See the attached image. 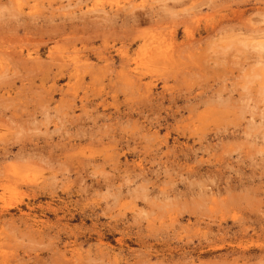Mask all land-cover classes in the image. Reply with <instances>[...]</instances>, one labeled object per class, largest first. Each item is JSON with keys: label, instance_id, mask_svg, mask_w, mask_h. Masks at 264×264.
<instances>
[{"label": "rangeland", "instance_id": "1", "mask_svg": "<svg viewBox=\"0 0 264 264\" xmlns=\"http://www.w3.org/2000/svg\"><path fill=\"white\" fill-rule=\"evenodd\" d=\"M4 57L0 264H264V0H0Z\"/></svg>", "mask_w": 264, "mask_h": 264}, {"label": "bare ground", "instance_id": "2", "mask_svg": "<svg viewBox=\"0 0 264 264\" xmlns=\"http://www.w3.org/2000/svg\"><path fill=\"white\" fill-rule=\"evenodd\" d=\"M141 1H142V0H141ZM144 1H145V0H144ZM190 1H191V0H190ZM192 1H193V0H192ZM143 4H145V3L143 2ZM143 4H142V5H143ZM184 4H185V3H184ZM194 4H195V3H194ZM35 5H36V4H35ZM187 5H188V4H187ZM132 6H133V5H132ZM132 6H131V7H132ZM194 6H195V5H194ZM133 7H134V6H133ZM172 7H173V6H172ZM188 8H189V7H188ZM32 9H33V8H32ZM190 9H192V8H190ZM21 10H22V9H21ZM29 10H30V9H29ZM192 10H194V7H193ZM129 11H130V10H129ZM133 11H134V10H133ZM190 11H191V10H190ZM34 12H35V11H34ZM37 12H38V11H37ZM130 12H131V11H130ZM148 12H149V11H148ZM186 12H187V11H186ZM193 12H194V11H193ZM23 13H24V12H23ZM27 13H29V12H27ZM146 13H147V12H146ZM189 13H190V12H189ZM189 13H188V14H189ZM191 13H192V12H191ZM194 13H195V12H194ZM30 14H31V13H30ZM174 14H175V13H174ZM176 14H178V13H176ZM179 14H180V13H179ZM179 14H178V15H179ZM31 15H32V14H31ZM149 15H150V14H149ZM152 15H153V14H152ZM103 16H104V15H103ZM130 17H131V16H130ZM146 17H147V16H146ZM194 17H195V16H193V18H194ZM103 18H104V17H103ZM141 18H142V17H141ZM144 18H145V17H144ZM149 18H150V17H149ZM191 18H192V16H191ZM129 19H130V18H129ZM151 19L153 20V18H151ZM186 19H187V18H186ZM196 19H197V18H196ZM144 20H145V19H144ZM155 20H156V19H155V17H154V21H155ZM184 20H185V19H184ZM193 20H195V18H194ZM198 20H199V19H198ZM138 21H139V20H138V17H137L136 15H134V16H133V23L131 24V27H132L133 25H135V23H137ZM150 21H151V20H150ZM174 21H175V20H174ZM195 21H197V20H195ZM140 22H141V21H140ZM140 22H138V23H140ZM142 22H143V20H142ZM147 22H148V21H147ZM157 22H159V21L157 20ZM181 22H182V20H181ZM181 22H180V21H179V22L177 21L176 23L179 25ZM186 22H187V21H183V22H182V23H185V24H182L185 28L188 26V25L185 26V25L187 24ZM198 22H199V21H198ZM143 23H145V22H143ZM148 23H149V22H148ZM150 23H151V22H150ZM161 23H162V22H161ZM161 23H160V25H163V24H161ZM165 23H166V22H165ZM188 23H189V22H188ZM92 24H93V23H92ZM151 24H152V23H151ZM153 24H154V23H153ZM153 24H152V25H153ZM167 24H168V23H167ZM177 24H174V25L177 26ZM191 24H192V23H191ZM196 24H198V23H196ZM137 25H138V24H137ZM164 25H165V24H164ZM174 25H173V26H174ZM90 26H91V25H90ZM107 26H108V25H107ZM173 26L171 25V28H172ZM96 27H97V26H96ZM99 27H100V26H99ZM99 27H98V29H99ZM102 27H104V25H103ZM108 27H109V26H108ZM108 27H107V28H108ZM159 27H160V26H159ZM169 27H170V26H169ZM189 27H191V26H189ZM92 28H93V27H92ZM100 28H101V27H100ZM109 28H110V27H109ZM129 28H130V27H129ZM133 28L135 29L136 27L133 26ZM156 28H157V27H156ZM162 28H163V27H162ZM176 28H177V27H176ZM86 29H87V28H86ZM86 29H85V31H87ZM89 29H90V28H89ZM96 29H97V28H96ZM98 29H97V30H98ZM187 29H188V28H187ZM91 30H92V29H91ZM91 30H90V32H91L90 35H92V32H93L94 28H93L92 31H91ZM63 31H64V30H63ZM63 31H62V33H63ZM95 31H96V30H95ZM107 31H109V30L107 29ZM46 32H47V31H46ZM60 32H61V31H60ZM60 32H59V35H60ZM96 32H97V31H96ZM98 32H99V30H98ZM104 32H105V31H104ZM109 32H110V31H109ZM109 32H108V33H109ZM124 32H125V33H124ZM124 32H122L123 37H124V36L128 37L127 35H125V34H126V31H124ZM129 32H131V28H130ZM134 32H135V31H134ZM187 32H188V31H187ZM99 33H100V32H99ZM106 33H107V32H106ZM108 33H107V34H108ZM123 33H124V34H123ZM136 33H137V32H136ZM136 33H134V35H136ZM42 34H44V33H42ZM57 34H58V33H57ZM86 34H87V32H86ZM94 34H95V33H94ZM100 34H102V33H100ZM107 34H106V36H107ZM138 34L141 35L140 33H138ZM50 35H51V33L49 34V36H50ZM52 35H53V34H52ZM61 35H62V34H61ZM90 35L88 34V36H89V37H88V41H89L90 38L95 37V36H91V37H90ZM97 35L99 36L98 33H97ZM97 35H96V36H97ZM143 35H144V34H143ZM43 36H44V35H43ZM54 36H55V35H54ZM100 36H101V35H100ZM137 36H138V35H137ZM145 36H146V35H145ZM145 36H144L143 38H146ZM56 37H57V36H56ZM58 37H59V36H58ZM107 37H108V36H107ZM119 37H120V36H119ZM41 38H42V36H41ZM51 38H53V36H52ZM95 38H96V37H95ZM97 38H99V37H97ZM97 38H96V39H97ZM100 38L102 39L103 36H101ZM104 38H105V37H104ZM108 38H109V37H108ZM129 38H130V40H131V37H129ZM129 38H128V39H129ZM137 38H138V37H137ZM42 39H43V38H42ZM85 39H87V38H85ZM105 39H106V38H105ZM118 39H119V38H118ZM122 39H123V38H122ZM141 39H142V38H141ZM49 40H52V39L49 38ZM92 40H94V38H93ZM92 40H91V44H92ZM136 40H139V39H136ZM147 40H149V39H147ZM147 40H146V41H147ZM81 41L83 42L84 39L82 38ZM140 41H141V40H140ZM86 42H87V40H86ZM106 42H107V40H106ZM111 42H112V41H111ZM113 42H114V41H113ZM113 42H112V43H113ZM137 42H138V41H137ZM151 42H153V41H151ZM40 43H41V42H40ZM40 43H39V45H40ZM108 43H109V42H108ZM120 43H121V42H120ZM125 43H126V42H125ZM125 43H123V44H125ZM128 43H129V42H128ZM130 43H131V42H130ZM135 43H136V42H135ZM139 43H140V42H139ZM89 44H90V42H89ZM102 44H103V42H102ZM104 44H105V42H104ZM123 44H122L121 46H123ZM143 44H144V43H143ZM145 44H147V43H145ZM45 45H46V44H45ZM83 45H84V44H83ZM111 45H112V44H111ZM157 45H158V44H157ZM157 45H156V47H155V45H154V48L152 47V46H153V45H152V46L150 47V49L152 48L153 50H156V51H157V49H156V48H158ZM84 46H86V45H84ZM107 46H108V44H107ZM107 46H106V47H107ZM112 46H113V45H112ZM112 46H111V48H112ZM147 46H148V45H147ZM149 46H150V45H149ZM42 47H43V46H42ZM104 47H105V46H104ZM114 47H115V46H114ZM138 47H139V46H138ZM141 47H142V45H141ZM36 48H37V46H36ZM96 48H98V47H96ZM118 48H119V47H118ZM122 48H124V47H122ZM122 48L120 47V49H122ZM131 48H132V47H131ZM139 48H140V47H139ZM144 48H147L146 45H145ZM41 49H42V48H41ZM78 49H81V48H77V50H78ZM82 49H83V48H82ZM94 49H95V48H94ZM104 49H105V48H104ZM116 49H117V47H116ZM124 49H125V48H124ZM160 49L162 50V49H164V48L161 47ZM166 49H167V48H166ZM166 49H164V50H166ZM32 50H33V49H31V47L20 44L17 48L15 47L14 49L9 50V51L6 50V52H5V53H6V56H7L6 59L9 58L8 56L10 55V56L14 57L15 59H17V61H18V65L23 64V65L27 66L26 64L30 63L31 60H33V59L36 58V57H33V55H32V52H33V51H32ZM34 50H35V49H34ZM44 50H45V49H43V52H44ZM49 50H50V49H49ZM74 50H76V49H74ZM87 50H88V49H87ZM95 50H97V49H95ZM100 50H101V49H100ZM140 50H141V49H140ZM142 50H143V49H142ZM142 50H141V51H142ZM158 50H159V49H158ZM52 51H53V50H52ZM91 51H93V50H91ZM115 51H116V50H115ZM122 51H123V50H122ZM124 51L126 52L127 50L125 49ZM134 51H135V50H134ZM137 51H138V50H137ZM167 51H168V53H169V50H167ZM35 52H36V51H35ZM48 52H49V51H48ZM48 52H47V54H48ZM138 52H139V51H138ZM142 52H143V51H142ZM145 52H146V51H145ZM153 52H154V51H153ZM174 52H176V51H174ZM36 53H37V52H36ZM41 53H42V52H41ZM134 53H135V55L137 54L136 52H134ZM151 53H152V52H151ZM151 53H150V54H151ZM154 53L156 54L157 52H154ZM38 54H39V53H38ZM44 54H45V53H44ZM49 54H50V53H49ZM51 54H52V52H51ZM77 54H78V53H77ZM88 54H89V52H88ZM88 54H85V55L83 56V58H85ZM92 54H93V53H92ZM104 54H107V53H104ZM111 54H112V53H111ZM116 54H117V53H116ZM152 54H153V53H152ZM157 54H158V53H157ZM169 54H171V52H170ZM169 54H168V56H169ZM173 54H174V53H173ZM118 55H120V54H118ZM127 55H128V54H127ZM135 55H134V56H135ZM174 55H175V54H174ZM39 56H40V55H39ZM42 56H43V55H42ZM49 56H51V55H49ZM62 56H63V55H62ZM79 56H80V55H79ZM88 56H89V55H88ZM109 56H110V55H109ZM121 56H122V55H121ZM128 56H129V55H128ZM136 56H137V55H136ZM136 56H135V57H136ZM138 56H139V55H138ZM97 57H98V56H97ZM103 57H104V56H103ZM122 57H123V56H122ZM148 57H149V56H148ZM159 57H160V55H159ZM163 57H167V55H166V56L164 55ZM170 57L172 58V56H170ZM49 58H50V57H49ZM57 58H58V57H57ZM57 58H56V59H57ZM61 58H64V57H61ZM86 58H87V57H86ZM86 58H85V59H86ZM104 58H105V57H104ZM136 58L139 59V57H136ZM136 58L133 59V61H135L136 66H139V65H141V63H144V62H145V61H143L144 58H142V57H140V59H141V58L143 59L142 61H141V60H137ZM146 58H147V57H146ZM152 58H153V57H152ZM156 58H157V57H156ZM173 58H174V57H173ZM4 59H5V57H4L2 60L0 59V78H4V77H6V75H8L6 71H8V69H9V65H11V64L3 63V62H6V61H3ZM50 59H52V58H50ZM56 59H55V60H56ZM64 59H65V58H64ZM87 59H88V58H87ZM119 59H120V58H119ZM128 59H131V57L128 58ZM38 60H39V59H38ZM46 60H47V61H46ZM46 60H45V62L47 63V62H48V58H47ZM52 60H53V59H52ZM55 60H53L54 63H55ZM60 60H61V59H60ZM100 60H102V59H100ZM110 60H111V57H110ZM126 60H127V59H126ZM126 60H125V61H126ZM164 60H165V59H164ZM172 60H173V59H172ZM172 60H171V61H172ZM8 61H11V58H10V60H8ZM17 61H16V62H17ZM33 61H34V60H33ZM40 61H41V60H40ZM56 61H57V60H56ZM62 61H63V60H62ZM67 61H68V60H67ZM80 61H81V58H80V57L77 58V57L75 56V58H73V62H74L73 65H74V66H73L72 71L74 70L73 74H76V77H77V75L79 74L78 72H80V71H79V69H80L79 67L83 66V69H85V67H84L83 64H82V65H79V64H78ZM105 61H106V60H105ZM114 61H115V60H114ZM127 61H129V60H127ZM19 62H20V63H19ZM50 62H51V61H50ZM112 62H113V61H112ZM151 62H152V61H151ZM167 62H168V61H167ZM169 62H170V61H169ZM7 63H8V62H7ZM34 63H35V62H34ZM48 63H49V62H48ZM51 63H52V62H51ZM57 63H58V61H57ZM103 63H104V60H103ZM122 63H124V62H122ZM122 63H121V64H122ZM129 63H130V62H129ZM59 64L61 65V63H58V65H59ZM65 64H66V63H65ZM85 64H86V63H85ZM92 64H93V63H92ZM100 64H102V63H100ZM104 64H105V63H104ZM104 64H103V65H104ZM125 64H126V62H125ZM161 64H162V62H161ZM163 64H164V63H163ZM13 65H14V62H13ZM29 65H30V64H29ZM29 65H28V66H29ZM41 65H43V64H41ZM54 65H56V64H54ZM68 65H70V64H68ZM103 65H102V66H103ZM106 65H107V64H106ZM126 65H128V64H126ZM16 66H17V65H16ZM37 66H38V65H37ZM37 66L35 65L36 68H37ZM48 66H49V65H48ZM51 66H52V65H51ZM66 66H67V65H66ZM91 66H92V65H91ZM104 66H105V65H104ZM120 66H121V65H120ZM122 66H123V65H122ZM11 67H12V66H11ZM20 67H21V66H20ZM23 67H24V66H23ZM35 67H34V64L32 63V66H30V67H26V70H27V71H30V72H32L33 70L35 71V69H36ZM53 67H54V66H53ZM68 67H69V66H68ZM92 67H93V66H92ZM92 67H91V68H92ZM97 67H98V66H97ZM108 67H109V65H108ZM113 67H114V66H113ZM129 67H130V66H129ZM141 67H142V66H141ZM150 67H151V66H150ZM21 68H22V67H21ZM41 68H42V67H41ZM51 68H52V67H51ZM54 68H55V67H54ZM105 68H107V66H106ZM105 68H104V69H105ZM120 68H123V67H120ZM124 68H125V65H124ZM134 68H136V67H134ZM134 68H133V69H130V73H128L129 75H130V74H135L136 71L134 72V70H135ZM139 68H140V67H139ZM146 68H147V67H146ZM14 69H15V68H14ZM14 69H13V70H14ZM45 69H46V68H45ZM49 69H50V68H49ZM64 69H66V68L63 67L62 70H60V71L63 72ZM70 69H71V67H70ZM87 69H88V68H86L85 71H86ZM92 69H93V68H92ZM126 69H128V68H126ZM147 69H148V68H147ZM10 70H11V69H10ZM16 70H17V69H16ZM18 70H19V69H18ZM26 70H25V71H26ZM50 70H51V69H50ZM55 70H56V68H55ZM67 70H68V69H67ZM97 70H98V68H97ZM121 70H122V69H121ZM137 70H138V69H137ZM141 70L144 71L143 69H141ZM19 71H20V70H19ZM27 71H26V72H27ZM43 71H44V69H43ZM47 71H48V70H47ZM65 71H66V70H65ZM65 71H64V72H65ZM69 71H70V70H69ZM87 71H88V70H87ZM89 71H91V70H89ZM99 71H100V70H99ZM112 71H113V69H112ZM142 71H137V72H142ZM150 71H151V70H150ZM21 72H23V71H21ZM26 72H25V74H26ZM30 72H29V73H30ZM53 72H54V71H53ZM57 72H58V71H57ZM81 72H82V71H81ZM113 72H114V71H113ZM123 72H124V70H123ZM10 73H12V70L10 71ZM42 73H43V72H42ZM46 73H47V72H46ZM65 73H66V72H65ZM91 73H93V72H91ZM91 73H90V74H91ZM126 73H127V72H126ZM126 73H125V74H126ZM145 73H146V72H145ZM147 73H149V71H147ZM12 74H13V73H12ZM14 74H15V72H14ZM16 74H17V73H16ZM22 74H23V73H22ZM25 74H24V75H25ZM53 74H54V73H53ZM62 74H64V73H62ZM83 74H84V72H83ZM99 74H101V73H99ZM117 74H118V72H117ZM125 74H124V75H125ZM24 75H23V76H24ZM29 75H30V74H29ZM48 75H49V73H48ZM81 75H82V73H81ZM81 75L79 74L77 79H80L79 76H81ZM87 75H88V74H87ZM92 75H94V74H92ZM96 75H97V76H100V75H98V73H96ZM96 75H95V76H96ZM110 75H111V74H110ZM135 75H136V74H135ZM135 75H134V76H135ZM143 75H144V73H143ZM146 75H147V74H146ZM14 76H15V75H14ZM57 76H58V75H57ZM60 76H61V75H60ZM85 76H86V75H85ZM88 76H89V75H88ZM90 76H91V75H90ZM118 76H119V75H118ZM136 76H137V77H140L139 75H136ZM11 77L14 78L12 75H11ZM11 77H10V79H11ZM46 77H47V76H46ZM49 77H50V76H49ZM58 77H59V76H58ZM67 77H68V71H67ZM72 77H73L72 80L74 81V77H75V75L72 76ZM81 77H82V76H81ZM119 77H120V76H119ZM125 77H126V76H125ZM127 77H128V76H127ZM142 77H143V76H142ZM6 78H9V76H7ZM52 78H53V77H52ZM89 78H90V77H89ZM93 78H94V77H93ZM93 78H92V79H93ZM111 78H113V77H111ZM121 78H122V77H120V79H121ZM134 78H136V77H134ZM32 79H33V78H32ZM53 79H54V78H53ZM58 79H59V78H58ZM67 79H68V78H67ZM85 79H86V78H85ZM122 79H123V78H122ZM131 79H132V77L129 79V81H130ZM138 79H139V78H138ZM138 79L136 78L137 82L139 81ZM2 80H3V79H1V81H2ZM5 80H6V79H5ZM45 80H46V79H45ZM59 80H60V79H59ZM90 80H91V78H90ZM113 80H114V78H113ZM133 80H134V79H133ZM47 81H48V80H47ZM52 81H54V80H52ZM77 81H79V80H77ZM92 81H93V80H92ZM101 81H102V80H101ZM110 81H111V80H110ZM134 81H135V80H134ZM79 82H82V80H80ZM79 82H77V83H79ZM93 82H96L95 79H94ZM140 82H141V81H139V87H140ZM8 83H9V82H8ZM8 83H7V84H8ZM52 83H53V82H51V84H52ZM67 83H68V81H67ZM67 83H66V84H67ZM77 83H76V84H77ZM100 83H101V82H100ZM100 83H99V84H100ZM120 83H121V82H120ZM130 83H131V82H130ZM130 83H129V86H130ZM135 83H136V81H135ZM23 84H24V83H23ZM28 84H29V83H28ZM47 84H48V83H47ZM54 84H55V83H54ZM54 84H53V85H54ZM76 84H74V85H76ZM82 84H83V83H82ZM82 84H81V86H82ZM88 84H89V82H88ZM88 84H87V85H88ZM90 84H91V83H90ZM111 84H112V83H111ZM113 84H114V86H116L115 83H113ZM148 84H149V83H148ZM26 85H27V84H26ZM42 85H43V84H42ZM56 85H57V83H56ZM78 85L80 86V83H79ZM126 85H127V84H126ZM132 85H133V83H132ZM149 85H151V84H149ZM45 86H46V85H45ZM66 86H67V85H66ZM72 86H73V85H72ZM76 86H77V85H76ZM100 86H101V85H100ZM100 86H99V87H100ZM133 86H134V85H133ZM136 86L138 87V85H136ZM41 87H42V86H41ZM52 87H53V86H52ZM52 87H51V88H52ZM55 87H56V86H55ZM55 87H54V88H55ZM84 87H85V86H84ZM103 87H104V86H103ZM130 87H131V86H130ZM137 87H136V88H137ZM147 87H148V86H147ZM149 87H150V86H149ZM12 88H14V87H13V85H11L10 83H9V85H6V86H1V85H0V89H6L7 91L11 90ZM45 88H46V87H45ZM58 88H61V87H58ZM82 88H83V87H82ZM82 88H81V89H82ZM85 88H86V87H85ZM85 88H83L84 91H85ZM100 88H101V87H100ZM128 88H129V87H128ZM131 88H132V87H131ZM48 89L50 90V88H48ZM67 89L70 90L71 88H67ZM77 89H78V88H77ZM81 89H80V90H81ZM88 89H89V88H88ZM102 89H103V88H102ZM102 89H101V90H102ZM129 89H130V88H129ZM54 90H56V89H54ZM62 90H63V89H62ZM65 90H66V89H65ZM71 90H72V89H71ZM98 90H99V89H98ZM132 90H133V89H132ZM51 91H52V90H51ZM75 91H76V90H75ZM90 91H91V90H90ZM85 96H86V95H85ZM85 96H84V98H86ZM4 131H5V130H4ZM10 136H11V135H10ZM0 139H2V138H0ZM177 139H178V138H177ZM41 184H42V183H41ZM41 184H39V187H40ZM29 186H30V185H29ZM33 187H34V186H33ZM29 188H32V187L30 186ZM37 188H38V187H37ZM37 188H36V186H35V189H37ZM31 190H34V189H31ZM31 190H30V191H31ZM33 192H34V191H33ZM39 192H40V191H39ZM34 193H36V192H34ZM34 193H33V194H34ZM0 196H1V195H0ZM1 197H2V196H1ZM1 197H0V198H1ZM33 197H34V196H33ZM4 199H5V198H4ZM2 200H3V199H2ZM4 202H5V200H4ZM19 203H20V202H19ZM4 204H6V203H4ZM7 204H8V203H7ZM9 204H10V203H9ZM20 207H21V206H20ZM20 207L18 206V208H20ZM1 208L3 209V212H6V211H7V205H4L3 207L1 206ZM18 208H17V209H18ZM2 209H1V210H2ZM18 210H19V209H18ZM8 211L10 212V210H8ZM17 212H18V211H17ZM20 212H21V211H20ZM22 212L24 213V211H22ZM0 213H1V212H0ZM1 214H2V213H1ZM10 214H11V212H10ZM12 214H13V213H12ZM12 214H11V215H12ZM15 214H16V213H15ZM24 214H25V213H24ZM26 215H27V214H26ZM8 216H9V215H8ZM2 261H3V260H2ZM3 263H4V262H3ZM3 263H2V264H3Z\"/></svg>", "mask_w": 264, "mask_h": 264}]
</instances>
